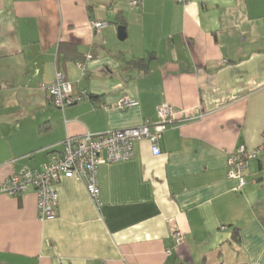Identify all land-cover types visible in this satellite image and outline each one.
Instances as JSON below:
<instances>
[{"label": "crops", "instance_id": "crops-1", "mask_svg": "<svg viewBox=\"0 0 264 264\" xmlns=\"http://www.w3.org/2000/svg\"><path fill=\"white\" fill-rule=\"evenodd\" d=\"M56 73L86 92L63 110L43 87ZM125 97L138 105L120 110ZM164 106L183 113L157 155L141 140L98 168L99 208L73 179L44 222L33 188L0 194V264H264V155L243 187L227 177L264 134V0H0V183Z\"/></svg>", "mask_w": 264, "mask_h": 264}, {"label": "built area", "instance_id": "built-area-1", "mask_svg": "<svg viewBox=\"0 0 264 264\" xmlns=\"http://www.w3.org/2000/svg\"><path fill=\"white\" fill-rule=\"evenodd\" d=\"M185 4L187 0H177ZM138 1L130 3L137 6ZM95 30L106 26L104 22L92 21ZM80 66V64H78ZM48 92L54 106L63 110L66 106L80 102L86 95L83 90L77 95L61 73H56L49 84L43 86ZM138 102L127 97L118 103L120 110L135 107ZM182 111L173 110L169 106L157 109V122L145 121L140 127L122 129L102 134L86 133L77 138H66L62 150L50 155L48 161L36 170H24L12 174L0 183V194L11 197L23 196L29 188H33L37 198V220L44 222L57 216L58 196L56 184L61 178L73 179L82 184L89 198L97 208L101 206L99 198L97 172L102 165L127 161L134 155V144L147 140L154 155L159 153L158 141L163 131L171 126L182 115ZM264 155V134L262 143L253 150L239 146L230 154L227 161V177L238 182V188L245 185L244 173L249 165ZM222 230L224 228H221ZM176 244L182 240L180 232L173 234Z\"/></svg>", "mask_w": 264, "mask_h": 264}, {"label": "trees", "instance_id": "trees-1", "mask_svg": "<svg viewBox=\"0 0 264 264\" xmlns=\"http://www.w3.org/2000/svg\"><path fill=\"white\" fill-rule=\"evenodd\" d=\"M136 64H139V62H136ZM229 243L231 245H233L235 248L238 247V244H239V233L237 232V230L233 232V235H232L231 240H230Z\"/></svg>", "mask_w": 264, "mask_h": 264}, {"label": "water", "instance_id": "water-1", "mask_svg": "<svg viewBox=\"0 0 264 264\" xmlns=\"http://www.w3.org/2000/svg\"><path fill=\"white\" fill-rule=\"evenodd\" d=\"M117 38L119 41H123L126 38V33L124 27L120 26L117 28Z\"/></svg>", "mask_w": 264, "mask_h": 264}]
</instances>
